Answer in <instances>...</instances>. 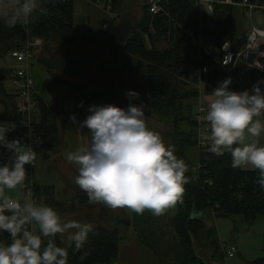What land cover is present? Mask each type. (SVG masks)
Segmentation results:
<instances>
[{"label": "trees", "instance_id": "16d2710c", "mask_svg": "<svg viewBox=\"0 0 264 264\" xmlns=\"http://www.w3.org/2000/svg\"><path fill=\"white\" fill-rule=\"evenodd\" d=\"M168 11L171 18L162 14L153 16L145 7L138 28L131 35L120 38V43H123L122 52L127 57L125 67L133 71H136L138 67L142 73L147 94L150 97L149 108L154 121L159 124V127L162 126L164 130H167L171 139L170 145L174 147V154L184 160L188 166V171L185 173L188 182L184 185L181 200L159 216L153 215L147 209L142 214L129 209L131 227L140 243L153 251L159 249L160 254L169 261V264H207L195 252L196 243L207 242L214 248L212 258L207 262L221 264L224 256L220 249V242L209 241L208 238L214 224L204 222L195 214L204 213L207 219L208 215L216 218L241 214L249 220H254L264 214V189H261L257 183L259 170L246 167L232 168L230 153L225 152L224 155L217 157L209 151L210 143L207 147H198L196 122L193 120V113L189 110V101L192 98L197 99L198 91L187 88L188 82L182 79L181 68L188 66L191 60H188L185 55V46L179 35L181 30L177 25H195L197 13L193 3L187 0H170ZM15 14L16 11L11 13L0 10V58L5 51L20 46L26 39V30L21 21L18 20L14 24L8 22ZM211 18L214 26L209 35L214 36L217 43L235 37L231 26L232 15L228 7L216 5ZM73 33L71 0H38L37 8L29 17V37H40L46 42L49 40L71 42ZM146 37L149 39L150 47L147 46ZM156 39L160 42H155ZM5 70L7 73L12 71V69L1 67L0 75ZM216 76L215 68H210L207 77L215 79ZM63 84L62 81L46 82L50 92ZM99 85L104 84L100 82L94 85L92 81L90 87L83 84L88 91H83L79 86L74 87L82 97H91L89 99L96 100L107 96L114 99L103 89L98 88ZM181 87H185L183 92L180 91ZM6 96L9 95L6 93L0 95V100H3L5 107L0 120H9L6 116L10 114L18 120L22 119L17 111L16 103L14 105L12 102H6ZM35 99L38 101L37 120L34 119L32 127L40 135L41 141L45 134L56 131V127L55 124L49 123L50 111L43 97L37 95ZM116 106L122 107L118 104ZM14 138L19 139L16 130L9 135V139ZM48 145L46 141L42 144L38 141L34 149L42 150ZM191 148L197 151L195 164L189 158ZM11 156V153L0 149V163H10ZM33 185L36 203L54 208L62 219L63 215L60 212L63 211L64 203L55 197L54 186L38 185L35 181ZM80 194L75 196V201L69 202V208L76 203L85 204L88 200L87 194L84 192ZM85 214H83L84 221L87 220ZM102 215L109 217L107 209L102 210ZM29 228L34 229L32 225H29ZM92 229L80 249L75 248L73 241L70 242L69 248L66 249L68 264L115 263L120 239L118 229L110 230L102 225H92ZM52 239L57 246L62 247L60 234ZM10 242L11 238L6 232L0 233V243ZM44 243H47V238H44ZM249 264H264V233L262 255L250 261Z\"/></svg>", "mask_w": 264, "mask_h": 264}, {"label": "clouds", "instance_id": "9594fccd", "mask_svg": "<svg viewBox=\"0 0 264 264\" xmlns=\"http://www.w3.org/2000/svg\"><path fill=\"white\" fill-rule=\"evenodd\" d=\"M37 6L38 0H23L8 22H26ZM231 83L230 77L220 82L207 105L209 151L217 157L230 153L234 169L259 170L257 183L264 189V144L249 140L264 133V122L259 119L264 115V91L259 86L233 91ZM125 95L129 99L126 108L112 103L87 108L79 128L89 130L90 144L68 152L66 159L78 166L75 184L87 194L89 203L127 207L137 214L147 209L159 216L181 200L188 166L174 154L173 146H166L160 134L147 126L144 103H132L140 94L128 90ZM69 120L77 123L76 115ZM15 129L14 121H0V149L12 154L10 163H0V233L11 238L8 244L0 243V264H68L66 248L52 238L74 229L70 239L80 249L92 225L62 222L54 208L31 200L30 190L23 203L4 194L5 189L24 185L26 165L36 159L31 145L9 139ZM33 223L36 228L30 229Z\"/></svg>", "mask_w": 264, "mask_h": 264}, {"label": "rangeland", "instance_id": "374dc122", "mask_svg": "<svg viewBox=\"0 0 264 264\" xmlns=\"http://www.w3.org/2000/svg\"><path fill=\"white\" fill-rule=\"evenodd\" d=\"M15 1L16 0H1L0 10H3V12L14 13L16 11V9L14 8ZM228 10L231 12L232 15L231 26L234 35L236 36L243 34L245 38L251 27V18L249 12H247L245 9L241 7H236V6L228 7ZM261 17L262 15L259 11L255 10L252 12V22L254 23L255 26L264 27L263 24L261 23ZM179 33H180L179 34L180 40L182 41V44L185 46L184 49L185 55L188 60H191L188 66L185 65L184 67L181 68L182 79L188 82L189 85L187 86V88L198 91L199 86L197 84V80L192 75V65L196 59V54H197L196 48L191 44L190 40L183 35L181 31ZM87 36L91 37L90 35ZM92 37H95V35H92ZM59 41L60 40H56L52 42V40H49V42H46L42 40V43L47 46L50 45L55 46V44H59V43L67 44V42L64 41L59 42ZM95 46L96 44H93L92 49ZM11 50L12 49L5 51L2 57L0 58V68L3 67L4 69H7L9 67L12 69V71H8V73L5 70L0 75V92H1L0 95L2 96L3 94L6 93L7 95H9L5 97L6 102L7 101L12 102L15 105V102H17V98L14 95V90H15L14 76L16 73L14 67L17 66L18 63H16L15 59L11 56L10 54ZM101 52L100 50H92L91 54L85 57L86 59L90 60V63L92 61L91 69H94V67L98 63V60L102 58ZM116 57H117L116 59H118V56ZM125 58L126 59L123 60L121 59L120 62L118 61L119 60L118 59L116 62H119V64L121 63V61L125 62L127 61V57ZM37 61H39V57L37 58L35 57L30 61L31 64L30 74L31 77H33L34 85H36L35 80L39 81L41 83L40 85H44L43 82L44 78L39 72V66L37 65ZM119 64L116 63L115 64L116 66L113 65L112 70L114 69V67L118 68ZM135 64H137V62ZM240 67H241V63L234 71V74L237 73ZM136 69L138 70V67H136ZM87 70H88V63L86 61H83L82 65H79L75 69L76 75L73 76H78V78H81V76L83 75L82 85L84 84L89 86L93 78L90 79L87 78L88 77L86 73ZM137 70L128 71L130 73L129 75H131V77L134 80H140L141 78H143L142 73H140V70L138 71ZM102 73H105L104 69H102ZM250 74L253 76L252 72H250ZM45 81L48 83H53L55 81V75L49 74L48 78L45 79ZM108 86H111V84L108 83ZM229 87L232 90V86L230 85ZM81 89L83 91H88L85 88H81ZM130 89L140 94L139 99L133 100L132 103L139 104L141 101L144 103L145 120L147 126L161 135L166 146L170 145L171 139L167 130H164L162 126L159 127L158 126L159 124L156 121H154V116L152 115V112L150 111L149 108L150 97L148 96L147 91H145V88L141 90L138 83L132 81L130 82ZM184 90L185 87L180 88L181 92H183ZM76 92L80 96L79 99L80 102H78L75 98L68 96V99L65 100L66 101L65 103L68 104L69 112H73L76 115L77 123L75 124L73 123L72 126L66 127L65 129L66 131H64V133H62L60 129L58 131L60 124L57 123V120L59 119L58 118L59 115H56L57 119H55L51 109L53 101L55 99H53L52 96L49 98V103L51 105L50 107L46 99L43 98L50 111L49 123H53V125L55 124L56 131L45 134L43 139L41 141L39 140L40 144L46 141L49 144L48 145V147L50 148L49 150L43 148V150H40V152H38V150L34 149V151L36 152V159L34 161V167L32 172L33 182L37 181L38 183H40L42 179L44 182L55 186L54 188L56 190L55 197L58 200H60L62 203H64L63 211L60 212V214L63 215V218L61 219L62 222L77 220L82 223H90L93 226L102 225L104 226V228L111 230L114 227L108 226V223L109 220H111L112 215L114 213L129 215V208L127 207L111 208L102 203H89L88 200L85 202V204L76 203L69 208L70 205L69 202L72 200L75 201L76 200L75 196L78 193H83V191L78 187V185L75 184V179L72 176V170H71L72 167L70 168L69 166L71 164L74 167V165L73 163H69L67 161L66 154L70 151L76 150L77 148L87 147L90 144L91 134L89 133V130L87 128H79V122L83 121L88 115L87 108L90 105H103L102 103H104L103 101H105L106 103L114 102L126 108L129 103V99H124L122 98L121 95H119L118 97L115 96L114 99H110L107 96H104L103 98L93 100V98L89 99L91 97L89 98L82 97L77 90ZM201 93L203 98L202 100L208 105L212 99V94H211L212 92L203 90V92ZM81 102H83V107L79 106ZM3 104H4L3 100L2 101L0 100V115L4 112L5 109ZM196 104H197L196 98L190 99L189 101L190 112L193 113L196 110ZM6 117L9 120L14 121L16 125L19 122L18 119L11 116V114ZM21 117L23 116L21 115ZM259 119H261V121L264 122V115L259 117ZM249 140H259L261 144H264V133H262L260 137H249ZM61 147L63 149H61ZM52 155L54 157L55 156L59 157L57 160L59 159L63 161L65 160L64 166L60 167L58 165V172H60L61 175H58L57 171H53L49 167L52 161H50V159L48 158ZM189 158L192 163L195 164L197 162L196 149L191 148L189 150ZM246 168L251 169L250 166ZM30 182L31 179L29 177L25 181L26 186H29ZM68 188H70L71 192L68 195V201H66L65 199L66 195L64 192H67ZM4 194L11 199L19 200L21 202H23V198L24 201H27L29 199L28 196L25 195V193L23 192L22 186H17V188L15 189H5ZM103 209H107V213L109 217L102 215ZM84 213H86L85 216H87V220L85 219L86 221H84V215H83ZM208 217L214 224L211 231L208 234L209 241L218 242L220 240L227 244L235 245L237 247L236 254L233 257L223 258L221 264H249L250 261L262 255V234L264 233V214L259 215L254 220H249L248 218H246L241 214L230 215L225 217L217 216L216 218L208 215ZM33 228H35L34 225ZM74 231H75L74 229H70L63 234H60L62 238V248H66V249L69 248L70 242L72 241L70 237ZM118 233L120 239H119V249H118V256L116 258V262H118L119 264H169V261L166 258H163L164 256L160 254L159 249L153 251L144 244L140 243L136 233L134 232L131 226L127 230L118 229ZM213 250L214 248L208 242L205 244L203 243L195 244L196 254L199 255L207 264H209L207 260H210L212 258Z\"/></svg>", "mask_w": 264, "mask_h": 264}, {"label": "built area", "instance_id": "2783aa9c", "mask_svg": "<svg viewBox=\"0 0 264 264\" xmlns=\"http://www.w3.org/2000/svg\"><path fill=\"white\" fill-rule=\"evenodd\" d=\"M170 0H144V5L151 15L162 14L168 18L171 15L168 11ZM193 3L197 20L193 26H182L177 24L183 35L188 38L196 48V59L192 65V75L197 80L199 86L196 110L193 112V120L196 122L198 147H207L210 143L206 139L210 135L209 123L205 120L207 104L202 100L203 90L211 91L226 78H231L232 90L243 91L251 90L254 86L261 87L264 91V27H257L252 22V12L259 11L262 15L261 23L264 26V0H187ZM23 0H16L14 8L16 12L22 5ZM216 5L225 7H241L250 14L251 27L244 38L243 34L236 35L229 40L217 43L214 36H210V30L214 26L211 16ZM115 17V14L113 15ZM30 17V16H29ZM28 23L22 22L26 30L27 38L20 46L12 48L11 56L18 63L14 67L16 70L14 78L15 93L18 101L16 102L17 111L23 117L16 125V135L25 144L31 145L33 150L40 135L32 127L34 121V111L37 110L38 101L33 96L34 83L30 74V61L34 58L35 52L42 44L40 38L28 36ZM241 67L234 74L238 65ZM210 68H215L217 76L215 79L207 77ZM253 72V76L250 74ZM33 167L26 165V179L30 177L31 182L22 186L23 192L31 191V200L37 201L33 185ZM220 249L225 257H233L237 252V247L220 241Z\"/></svg>", "mask_w": 264, "mask_h": 264}, {"label": "crops", "instance_id": "0c3cea01", "mask_svg": "<svg viewBox=\"0 0 264 264\" xmlns=\"http://www.w3.org/2000/svg\"><path fill=\"white\" fill-rule=\"evenodd\" d=\"M71 1L73 3V40L69 42V44L68 42L67 44L59 43L55 44V46H47L42 43L34 55V58H37L41 55V57L44 59V63L42 61H37L39 72L44 78V85H40L41 83L35 80L36 85H34L33 96L35 98L37 97V95L43 97L48 103L51 96L53 99H55L52 104L53 108L51 107L50 103L49 106L52 109L55 119H57L56 115H59V119L57 120V123L60 124L58 131L60 129L62 133L66 131V127H70L73 125V122L69 120V116L74 113L69 112L68 104L65 103V100L68 99V96H71L78 102H80V96L76 92L75 87L79 86L80 88H84V86L81 85L83 75L81 76V78H78V76H73L76 75L75 69L80 65L78 64L80 62L83 63V61H86L88 63V70L86 71L88 76L87 78H93L92 82L94 83V85H97L100 82L104 83V85H99L97 87L103 89L105 93L109 94L113 98L115 96L118 97L119 95H121L122 98L128 99L125 93L126 91L131 90L130 82L132 81L137 82L141 90L145 88V91H147L143 78H141L140 80H134L131 75H129L130 73L128 71L130 69H127L125 67L127 61H121V63L119 64L121 59H126V55L124 54V52H120L123 51V43H120V38L126 35H131V33H133V31L138 28V23L142 18L145 9L144 0ZM114 14L115 17L113 16ZM87 35H90L91 37H88ZM92 35H95V37H92ZM146 41L147 46L150 47V42L147 37ZM154 41L160 42L157 39ZM93 44H96V46L92 49ZM92 50H100V52H103H101L102 58L98 60V63L94 67V69H91L92 61L90 63V60L85 58L86 56L91 54ZM116 56H118L119 60L116 59ZM117 60L119 62H116ZM115 62L118 63L120 67H114V69L112 70L113 65L116 64ZM102 69L105 70V73H102ZM49 74L55 75L54 82H64L63 85L56 88L53 92H48L50 90L45 81V79L48 78ZM108 83L111 84L109 88H107ZM14 95L17 98L15 90ZM103 102V105L108 104L105 101ZM34 112V119L37 120V110H35ZM45 148L47 150L50 149L48 146ZM61 149L63 148L61 147ZM37 150L38 152H40L39 149ZM58 158L59 157H54L53 155L48 158L50 159V161H52L49 167L53 171L57 172L58 165L60 167L64 166L65 162V160H57ZM73 165L76 168H74L71 164L69 166L70 168L72 167V176L75 179V177L78 175V166L75 164ZM58 175H61V173L58 172ZM35 182L38 185H50L44 182L42 179L40 183H38L37 181ZM70 192V188H68L67 192H64L66 195V201H68V195L70 194ZM77 195L81 194L78 193ZM23 202H25L24 198ZM206 221H208V223L212 222L209 220V218H206ZM33 225L34 223L32 224V227ZM114 264L119 263L115 261Z\"/></svg>", "mask_w": 264, "mask_h": 264}, {"label": "water", "instance_id": "95a60500", "mask_svg": "<svg viewBox=\"0 0 264 264\" xmlns=\"http://www.w3.org/2000/svg\"><path fill=\"white\" fill-rule=\"evenodd\" d=\"M39 61H42L44 63V59L39 56ZM82 65V62L78 63ZM198 218L200 217L203 219L204 222H206V216L204 213L195 214ZM107 224V223H106ZM108 226L114 227L117 229L127 230L131 226V216L127 214H116L114 213L112 215L111 220H109ZM214 264V263H212Z\"/></svg>", "mask_w": 264, "mask_h": 264}]
</instances>
